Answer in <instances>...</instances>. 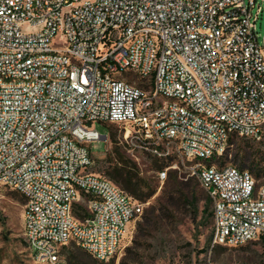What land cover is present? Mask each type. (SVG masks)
<instances>
[{
  "label": "built area",
  "instance_id": "obj_1",
  "mask_svg": "<svg viewBox=\"0 0 264 264\" xmlns=\"http://www.w3.org/2000/svg\"><path fill=\"white\" fill-rule=\"evenodd\" d=\"M264 0H0V185L24 198L40 264L76 244L108 262L143 203L90 172V145L125 142L183 170L211 200V247L264 236V185L221 165L264 133ZM84 209L79 218L75 211Z\"/></svg>",
  "mask_w": 264,
  "mask_h": 264
},
{
  "label": "rangeland",
  "instance_id": "obj_2",
  "mask_svg": "<svg viewBox=\"0 0 264 264\" xmlns=\"http://www.w3.org/2000/svg\"><path fill=\"white\" fill-rule=\"evenodd\" d=\"M256 32L258 41L262 42L264 13L256 23ZM96 128L101 135L107 134L109 141L91 143L93 164L90 172L110 180L116 159L135 167L138 176L153 192L149 199L142 202L143 215L161 198L167 188V178L164 181L157 180L153 158L125 142L123 130L115 125L106 126L97 122ZM260 161L262 164H259ZM225 164L247 170L257 186L264 185V133L258 141L235 136L221 159V165ZM173 171L168 170L167 176ZM176 172L179 180H191L189 190L197 195L193 205L175 206L167 224L156 223L153 228L144 226L141 215L133 223L120 250L108 262L96 261L76 244H68L61 252L66 264H264V251L259 241L237 247H211L209 240L212 221L209 218V224H205L202 214L205 191L195 178L187 177L183 170ZM23 206L21 195L0 185V264H40L34 260L24 240Z\"/></svg>",
  "mask_w": 264,
  "mask_h": 264
},
{
  "label": "trees",
  "instance_id": "obj_3",
  "mask_svg": "<svg viewBox=\"0 0 264 264\" xmlns=\"http://www.w3.org/2000/svg\"><path fill=\"white\" fill-rule=\"evenodd\" d=\"M112 136L114 137L115 135L113 134ZM234 137L235 136L232 137L231 143ZM118 143L119 142H117V144ZM114 150H116V148H114ZM144 153L153 158V166L157 171L164 170L170 165V162L168 161L163 160L162 162V159L154 157L147 152ZM259 164H262L261 161ZM176 174V171L168 174L167 188L164 189L161 198L155 202V205L149 207L142 215L144 226L153 228L156 223L167 224V220L172 218V213L175 211L174 208H176L175 206L182 207L184 205H193L196 201V193L189 190L191 180H179ZM256 176L259 177L260 174H257ZM110 180L112 183L114 182L113 184L118 186L124 193L139 202H145L153 194L152 190L148 187V184L138 176L136 168L128 166L121 159H116V163L113 165V172L110 174ZM21 197L23 202H25L23 196ZM203 201V219L205 224H209V218H211V200L206 192L203 194ZM74 213L79 218H84L86 216L84 209L75 211ZM258 241L261 244L262 251H264V236H261ZM91 258L94 259L93 257Z\"/></svg>",
  "mask_w": 264,
  "mask_h": 264
}]
</instances>
